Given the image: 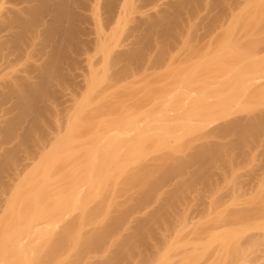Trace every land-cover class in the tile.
<instances>
[{"label":"rangeland","instance_id":"1","mask_svg":"<svg viewBox=\"0 0 264 264\" xmlns=\"http://www.w3.org/2000/svg\"><path fill=\"white\" fill-rule=\"evenodd\" d=\"M125 2L0 98V264H264V0Z\"/></svg>","mask_w":264,"mask_h":264},{"label":"bare ground","instance_id":"2","mask_svg":"<svg viewBox=\"0 0 264 264\" xmlns=\"http://www.w3.org/2000/svg\"><path fill=\"white\" fill-rule=\"evenodd\" d=\"M125 1L0 0V98L24 100L25 95H31L28 99L25 97V100L33 101L32 99H36L33 96L35 94V97H37L36 94L41 92L43 88L40 87L41 83L39 86L41 90L39 87L37 89V91L40 90L38 93L36 91L37 87H35L37 83H35L36 85L34 84L35 92L33 90L28 91L27 88L33 84L32 82L30 85V78H34L37 81L41 76V79H43L44 76L42 71L43 62L39 56V54H43L41 47L44 43L42 44V42H45L46 38L50 39L52 35L54 36L60 31V34L64 33V28L68 25L70 26L71 23L73 24L76 20L90 19L98 21L103 15L100 12L102 9H104L103 13L105 14L111 5L113 6L116 3L124 4ZM119 14L122 13L120 12ZM47 24H49V27ZM71 26V29L69 27L65 30L70 29L69 32L71 30L74 32L73 25ZM45 36L46 38L44 39ZM33 54L34 56L35 54L37 55L32 57ZM29 61L33 62V64L29 65ZM40 81L42 82V80ZM27 91L31 94L27 93ZM31 97L33 98L31 99Z\"/></svg>","mask_w":264,"mask_h":264}]
</instances>
